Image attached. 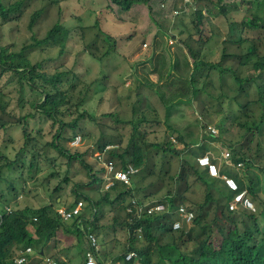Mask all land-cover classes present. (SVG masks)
Instances as JSON below:
<instances>
[{
	"label": "clouds",
	"instance_id": "clouds-1",
	"mask_svg": "<svg viewBox=\"0 0 264 264\" xmlns=\"http://www.w3.org/2000/svg\"><path fill=\"white\" fill-rule=\"evenodd\" d=\"M106 2L107 9L117 21L130 23L128 16L119 18L110 9L108 0ZM177 6L168 17H193L201 10L205 17L213 19L209 13L211 4L203 0H177ZM234 6L238 11L241 8L240 5ZM164 7L165 3L161 9ZM246 9H249L248 6ZM222 22H226L228 32L234 27L228 19L216 21L213 36L219 35L214 28ZM96 23L92 27L96 32L92 33L97 34L101 30L112 38L110 41L116 42L99 22ZM132 24L136 27L135 23ZM209 30L208 22L204 35L194 30L198 37L194 39L190 27L183 29L181 35L189 37L186 40L190 41L197 58L203 43L210 42L213 37L208 34ZM139 31L136 34H140ZM245 33L253 35V38L242 37ZM259 33L264 32L243 31L235 42L244 40L245 44H236L231 39L221 40L226 45L225 57L237 53V50L227 52L229 47L235 49L236 46L240 49L246 46L247 54L252 41L257 56L264 57V36L258 38ZM208 36L210 40L206 41ZM170 38L167 40L168 45L174 42V37ZM129 41H133L132 36L125 40V44ZM191 42H195V46ZM139 43L148 48V42ZM85 52L89 55L87 50ZM186 55L190 59V48ZM149 63L140 69L141 72L136 71V76L144 70L149 71L152 59ZM215 64L222 67V63ZM248 67L251 65L248 64ZM251 71V77L257 82H246L243 85L231 82L234 84L230 89L227 82L223 83V87L230 94L233 93L232 96H237V92L245 89L249 92L246 108L241 109L237 101L234 103V100L226 96L225 99L212 97L220 103L225 101V104H236L238 107V120H222L221 117L219 126L217 124L220 130L210 119L221 116V112H212L200 105L202 96H206L204 93L199 96L201 102L194 107V111L187 105L180 106L184 112L176 114L171 123L185 130L192 140L189 147L179 140V133L166 124L167 106L158 92L145 87L143 82H137L136 88H144L157 96L164 108L162 116L148 105V114L146 110L137 111L136 105L131 112L126 108L123 110L119 91L117 93L113 85L106 82L80 84L76 82L75 74V79L69 75V80L74 82H55L58 88L55 94L58 93L62 101L56 116L57 122L35 110L38 104L44 102V96L33 91L28 82H23L28 84L24 89H21V82H18L20 102L25 97L24 102L19 109L14 107L11 110L9 104L0 106V112L16 115L17 125L26 128L32 117L26 118L22 113L28 105V92L31 93L34 96L30 103L32 112L47 118L52 128L56 129L46 147L58 155L53 159L43 158L47 162L46 166L51 168L47 176L46 166L43 168L41 158L35 156V153L41 154V151L32 150L31 158L25 155L26 151L29 152V145L22 150L24 157L14 155V158L9 159L0 155V158L6 160L5 169L9 168L8 175L12 179L8 181L5 174L2 176L0 172V225L14 214L27 222V239L11 245V255L8 256L13 264H158V250L167 244L161 243L165 236L174 239L169 243H173L182 252L194 251L199 246H203V250L213 246L219 248L230 237L243 235L248 230L254 234L255 239L262 242L264 197L261 196L260 187L264 184V104L263 98L259 96V88L264 96V70L257 74L251 67ZM250 87L251 90L247 89ZM253 87L257 95L256 102L261 106L260 114L250 108ZM219 88L214 87L216 91ZM92 102L94 107L91 106ZM132 112L130 118L124 117ZM208 114L212 117H207ZM143 116L147 118L144 123L139 119ZM106 118L109 123L104 125L102 120ZM2 122L1 127L4 128L5 123ZM235 122L239 127H232ZM197 127L200 133L195 132ZM92 131H98V134ZM23 134L26 141L32 140V131L25 129ZM137 138L142 139L141 145L143 142L150 145L143 147V163L135 161V152L139 153L137 147L140 146L136 143ZM69 155L75 156V160H70ZM165 157L178 158V162H167ZM61 158L67 160L68 168L65 172L61 170L62 165L57 163ZM188 159L195 166L194 169L186 164ZM158 161L160 166H157ZM76 162L86 171L82 172L83 176L79 179L76 170L73 169L75 174L71 170V165ZM26 171L29 174L23 177ZM45 176V182H41L35 192L31 185ZM251 187L259 190L261 200L256 201L251 195ZM42 217L59 221V228L54 230L40 223ZM191 229H194L192 234ZM186 238L200 240L191 239L189 242ZM123 246H126V250L120 252ZM261 250L264 255V242ZM198 254L203 252L199 251Z\"/></svg>",
	"mask_w": 264,
	"mask_h": 264
},
{
	"label": "trees",
	"instance_id": "trees-1",
	"mask_svg": "<svg viewBox=\"0 0 264 264\" xmlns=\"http://www.w3.org/2000/svg\"><path fill=\"white\" fill-rule=\"evenodd\" d=\"M206 3L211 4L209 13L212 16V20L205 17L200 10L193 18L191 24L196 32H201L204 35L209 22V31L212 36L214 35L213 27L216 21L222 19H228L231 26H240L243 31L264 32V0H242L243 5L248 6L246 12L239 13L235 8L236 1L241 0H203ZM24 0H17L12 2H5L0 0V17L3 22H7L9 17L20 11V8ZM165 3L163 10L162 4ZM110 9L119 17L128 16L130 23L141 25L140 34L144 38H148L151 33V27L156 25L158 28H163V23L169 18L168 14H172V10L177 8V0H108ZM40 15L39 11H35L30 16L28 24L29 28H32L36 19ZM65 16L68 19L80 20L77 18L76 13L70 12ZM98 23H96V26ZM211 27V28H210ZM81 33V39L85 44V49L89 52V55L96 60L104 61L110 56L109 52L101 54V51L112 39L110 36L98 30V33L88 34L86 36L81 25L69 26L66 21H62L60 18L58 22L47 32L43 39L32 38L34 41L28 46L23 47L18 52H8L7 49L0 47V69L3 72H7L18 79L21 82V89L28 86L38 92L41 96H44V102L38 104L35 108L36 111H40L43 115L57 122L56 116L60 112L61 99L60 95L55 94L58 91L55 82H74L69 80L71 74L68 70L56 69L54 72L49 73L43 70L42 62L32 63L25 52L34 48H43L47 46L58 47L59 55L61 58L67 53L68 41L71 37L78 32ZM182 33V32H181ZM180 33V34H181ZM174 37L173 35H170ZM150 39H148L149 41ZM208 36L206 41H209ZM145 41V42H148ZM149 43V42H148ZM185 45L190 48V56L194 59L193 63L190 62L189 57L185 54L179 56L176 54L168 42L165 39L154 40L153 51L154 56L152 58V66L149 71H143L142 74H137L138 82H143L145 87L157 91L162 101L167 106L165 114V122L170 125L175 131L179 133V140L186 146H190L192 140L186 134L184 129L173 125L171 122L174 120L176 114L181 112L180 106L187 105L191 111H194V107L201 102L198 99L199 96L204 93L205 97H216L222 99L225 96L234 100V103H238L241 109L247 107V101L249 98V92L241 90L237 92V96H232L230 92L220 85L218 91L214 89L213 82L215 81V74H232L235 82L239 84L246 83V79L235 74L232 70L223 68L218 64L210 63L204 60H198L197 55L192 47L190 41L185 40ZM236 44H245L244 40L235 42ZM228 44V42H227ZM254 42H251V46H248V53L246 54L245 64H250L255 73L260 74L264 70V57H259L256 54V50L253 47ZM240 49V48H239ZM232 59L240 58L237 53L231 54ZM256 58V59H255ZM156 60V62H155ZM155 77V78H153ZM67 80V81H66ZM250 80H254L252 77ZM23 82H28L24 84ZM167 86V87H166ZM259 96L263 98L262 89L259 88ZM41 101H39L40 103ZM38 103V102H36ZM225 103V101H224ZM245 115V114H243ZM207 117H212L208 114ZM238 115H228L222 117V120L236 119ZM143 123L146 122V117L139 118ZM76 125V124H75ZM141 138H137L138 154L135 152L136 163H143L142 152L143 147L150 146L145 142L141 145ZM176 154H179L176 152ZM70 160H75V156L69 155ZM79 160V158H76ZM186 164L192 169L195 168L191 161L186 160ZM250 193L257 200H261L259 190L256 187L250 188ZM254 218V216H252ZM255 219V218H254ZM257 224V220L255 219ZM40 223L51 226L54 230L59 228V221H53L49 218L42 217ZM27 222L23 220L19 215L14 214L4 219L0 225V264H13L10 260L11 255L10 248L13 242L25 241L27 232L25 230ZM264 234V231H263ZM263 242H259L255 239L254 234L251 231L244 232L243 235H236L230 237L229 240L223 242L219 248L215 246L208 250H203V246L195 247L194 251L185 252L177 250V247L173 243H167L166 247H162L158 250V264L166 262L167 264H264V255L262 254ZM196 248L198 250H196ZM199 251L203 254H198Z\"/></svg>",
	"mask_w": 264,
	"mask_h": 264
},
{
	"label": "rangeland",
	"instance_id": "rangeland-1",
	"mask_svg": "<svg viewBox=\"0 0 264 264\" xmlns=\"http://www.w3.org/2000/svg\"><path fill=\"white\" fill-rule=\"evenodd\" d=\"M4 1L12 2L17 0ZM60 3H63L64 5ZM199 4L204 5L205 3ZM242 4V0L238 3L236 1V6H241V8H239V13L247 10V6H242ZM206 7L208 8L207 5ZM35 11H40V15L36 19L34 26L29 28L28 24L30 21V16ZM70 12L76 13L77 18L80 20L78 21L74 19V22L71 21L72 19L69 20L68 17L64 15V13L69 15ZM121 17L125 18V16ZM60 18L62 21H66L69 26L81 25L86 36H90L88 34L96 32V30H94L92 27L96 22H99L102 29L109 32V34L116 40V42L110 41L107 43V45L101 51V54H104L105 52H109V54L111 53L110 56L104 61H97L96 59H93L91 56H89L85 52V44L83 39H81V32L78 30V32L75 33L68 41L67 53L61 58H58V47L47 46L43 48L27 50L25 52V56H27V58L32 63L35 64L37 62H42L43 70L49 73L54 72L56 69H64L65 71L68 70L71 73L70 78L75 79V74H77L76 77L78 81L76 82H80V84L106 82L107 84L113 85L116 89V92L118 93L119 91L118 95L120 96L121 103L124 105L122 109L124 110L126 108L128 112H131L132 108L136 105L137 111L141 112L142 110H146V113L148 114V105L157 110L161 116L163 115L164 108L161 105L162 102L159 101L157 96L154 93L148 92L144 88L141 90L136 88L138 82L136 71L139 72L140 69L152 59L154 52V40L158 41L165 39L167 41L170 38V35H173V44L169 42V45L172 47L173 51L179 56H183V54L185 55L188 53V48L185 46L183 41L189 37L187 35L181 34L183 33L184 28L190 27L192 33L191 36L194 37V39L198 38L195 36L193 27L190 23L193 17H175L172 15L163 23V28L158 29L156 26L152 27L151 36L144 40L142 35L136 34V31L141 29V25L137 24L135 27L132 23H121L117 21L113 14H111V12L107 9L106 0H24L20 11L18 13L12 14L7 22H3L0 17V47L7 49L8 52H18L23 47L33 43L34 41L32 38L35 37L37 39H43L46 36V33L58 22ZM225 23L222 22L219 26H215L214 31L218 32L219 35L213 36L210 42L203 43V47L200 52L201 54L199 55L198 60H204L210 63H222L223 68H227L232 70L235 74H239V76L247 80L246 82H257V80H250V77L253 74L251 67H248V64L242 63L246 60V46H241V49H239L238 46H236L235 49L233 47H229L227 50L229 53L237 50V55H239L240 58L232 59V56L225 57L224 48L226 45L225 43L222 44L221 40L231 39L233 42H235L236 39L243 33V29L240 28V26H234L231 31L228 32ZM157 32L158 36H156ZM259 34L260 35H258V38H262L264 36V33ZM131 36L133 41L127 42L126 45L125 40ZM242 37L253 38V35L245 33L242 35ZM148 39L150 40L148 41ZM141 41H148V48L145 47L143 43L140 44L139 42ZM195 44L196 43L194 42L193 46H195ZM123 55H126V57ZM144 61L145 63H143ZM193 61L194 59L190 57V62L193 63ZM141 75L143 74L141 73ZM214 77L216 82H213V86L215 88H218L221 84L227 82V87L230 89V87L232 88V84H234L231 82H235L232 74H215ZM251 87L247 89L251 90ZM26 92L27 91H25V95ZM95 94L100 95L98 92H95ZM231 94L233 95V93ZM19 97L20 94L18 88V79H16L14 76H11L7 72H3L0 69V106L3 107L6 104H9L11 110L14 107L19 109V106L25 100L24 97L22 102H20ZM33 99L34 96L28 92V105L26 111H24L22 115L26 116V118L32 117V120H29V125H27L26 128H22L20 125H17L16 115H11L10 112H0V155L6 156L9 159L14 158V155L24 157L22 150L26 149V145H29V152L26 151L25 155H29V158H31V154H33L32 150L37 149L41 151V154L35 153V156L37 155L41 158V165L44 168L47 162L43 158L53 159L56 155H58L56 151L46 147L52 139V136L55 134L56 129L52 128L51 121H48L47 118L32 112L30 103ZM250 100H252L250 108L254 109L258 114H260L261 106L256 102L257 95L254 87L251 91ZM200 105L202 108L209 109L212 112H221V116L212 117L210 119L212 121L211 123L215 124L216 126L217 124L219 126L221 117L227 115L228 113L232 116L238 114V107L236 104L231 106L229 104L220 103L216 98H205L202 96V102ZM91 106H95L94 102L91 103ZM185 108L187 107L185 106ZM133 112L126 114L124 117L130 118L133 116ZM95 113L98 112L96 111ZM8 120H10V122ZM2 121L5 123L4 128L1 127L3 123ZM229 121L232 120L230 119ZM9 123L12 125H9ZM108 123V118L102 120V124L107 125ZM232 127L237 128L239 125L235 122ZM25 129L29 130V132L32 131V140L26 141L23 134ZM12 130H14V132H9ZM238 130L242 131L240 128H238ZM92 132L98 134V131ZM195 132L200 133L201 130H199L197 127ZM237 142L238 141H236V143ZM0 159V172L2 173V176L5 174V178H8V181H11L12 179L8 175L9 168L5 169L6 160H4V157H1ZM165 159L167 162H171V160H173L174 163L178 162V158L173 159L170 157H165ZM66 162L67 160L62 158L57 162L58 165H62L61 170L63 172H65V170L68 168ZM155 163H157V161H155ZM157 166H160V161H158ZM71 168V170H76L78 179L83 176L82 172H86L85 169L80 167L77 162L73 163ZM50 170L51 168L46 166V176L49 174ZM73 172L75 174L74 170ZM30 173H32V171H30ZM28 174L29 172L26 171L23 177H26ZM46 176L40 179L39 182L33 183L31 185V188L35 190V192L40 186V183L45 182ZM260 190L263 193H261L263 198L264 184L260 187ZM262 221H264V215L262 216ZM193 231L194 229H191L190 234H192ZM194 237H196V234ZM191 239L198 241L200 240V238H186L185 240L191 242ZM173 241L174 239L170 238L169 236H165L161 240V243L163 244ZM125 250L126 246L120 248V252Z\"/></svg>",
	"mask_w": 264,
	"mask_h": 264
}]
</instances>
